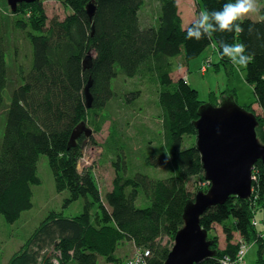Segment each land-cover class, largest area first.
<instances>
[{
	"label": "trees",
	"instance_id": "1",
	"mask_svg": "<svg viewBox=\"0 0 264 264\" xmlns=\"http://www.w3.org/2000/svg\"><path fill=\"white\" fill-rule=\"evenodd\" d=\"M226 2L234 0H201L208 11L219 10ZM64 4L69 13L60 20L48 19L40 0L19 4L15 13L2 0L7 9L0 10V30L5 31L13 17L15 28L27 32L32 60L27 71L17 67L12 73L6 62L8 43L0 33V215L14 223L31 209L32 186L41 183L37 175L41 155L48 159L57 193H68L63 206L83 199V209L73 216L51 212L7 264H97L100 258L105 264H124L127 258L116 251L125 243L148 251L147 264H164L183 225L185 205L209 187L194 126L204 102L183 75L176 81L171 75L210 46L229 62L221 58V41L245 44L252 59L243 67L244 78L253 93L246 110L255 103L262 111L256 134L264 144V6L260 20L239 21L242 34L216 32L196 41L186 39V29L196 19L183 27L177 0H64ZM88 4L95 8L92 18L86 12ZM142 14L150 25L144 24ZM89 54L93 56L84 68ZM11 74L20 78L13 88ZM90 80L92 105L87 109L84 90ZM115 80L123 91L113 88ZM142 84L153 97L159 127L152 133L149 154L141 156L149 166L166 169L164 177L137 170L133 165L137 151L132 147L136 139L124 131L129 127L123 119L126 112L140 111L135 107L143 96ZM8 87L12 90L7 103ZM106 123L105 145L83 133L69 147L77 127L83 124L93 135ZM94 146L102 149L114 170L104 195L93 168H78L84 151ZM252 177L249 199L231 196L200 217L215 254L198 264H236L241 246L250 244L258 248L256 264H264L262 162L254 165ZM254 221L259 225L253 226Z\"/></svg>",
	"mask_w": 264,
	"mask_h": 264
},
{
	"label": "rangeland",
	"instance_id": "2",
	"mask_svg": "<svg viewBox=\"0 0 264 264\" xmlns=\"http://www.w3.org/2000/svg\"><path fill=\"white\" fill-rule=\"evenodd\" d=\"M40 1L44 6L48 19L57 17L62 20L69 13V10L64 4V0ZM177 2L183 27H187L191 21L197 19L199 11L203 10L201 0H177ZM256 2L259 11L249 15L246 17L247 19L258 21L262 18L260 9L264 6V0H256ZM7 8L10 11L8 6ZM7 8L2 5V0H0V10H6ZM141 19L144 21L145 25L151 24V21H149V18L146 17L145 14H142ZM6 27L5 31L0 30V33L8 43L6 62L9 66V70L11 69L13 73L17 67H23L27 71L32 60V51L28 42L27 32L15 28L13 17H10V23L6 25ZM92 56L93 54H91V57ZM203 66L206 67L205 72L201 70ZM182 75L191 87L196 89L198 99L204 103L211 104L210 102H216L220 104L224 98L233 96L236 104L246 109L253 101L252 88L245 82V72L243 68L237 70L231 61H222L213 46L207 48L199 57L184 64V67L181 68V70L175 71L171 75V78L173 81H176L181 78ZM17 80L20 82V78L18 79L17 75H10V84H12V88ZM130 82L131 81L126 82L127 88ZM112 86L116 91H123V89H120L123 85L118 86L117 80L113 82ZM139 87L143 92V96L140 98V102H138L135 108L140 111L134 113L129 110L123 117L124 120H127L129 125L128 128L126 127L124 129L125 135L130 138L135 137L136 139L133 140L134 145L132 146L133 151H137L136 156L133 158V165L144 174L146 173L155 178L164 177L167 176V173L162 176L166 169L153 168L142 160L141 155L149 154V147L154 145L153 140H151L152 133L158 130L159 122L156 118L154 119L156 107L153 103V97L150 95V92L146 90L144 84L139 85ZM12 88L8 87L5 92V101L7 103L9 102ZM113 105L116 107L115 104ZM247 111L251 112L256 119L258 117L263 118L262 111L255 103H253ZM120 114L119 112L116 117H121ZM108 126V123L104 124L99 133L91 135L97 145L103 143L105 145L108 135ZM145 147L147 149H145ZM141 148L142 150H140ZM102 152V149L96 146L87 148L84 151L85 155L80 161L78 168L79 170L93 168L95 179L102 195H104L105 192L111 188L114 170L109 158ZM37 175L41 183L38 186H32L31 209L23 212L20 218L14 223H7L0 215V264L8 263L12 255L20 250L33 231L51 212H62L65 216H73L82 212L83 199H79L67 207L63 206V201L68 197V193H57L48 159L44 155L39 157ZM192 183L193 181H191L190 184L192 185ZM260 229L264 236V229ZM217 234L221 237L219 228H217ZM126 251L131 254L134 250L132 246L122 244L118 247L116 255L118 257H123ZM257 251L258 248L256 244L248 245L243 258L244 264H256ZM97 264L105 263L104 260L100 258Z\"/></svg>",
	"mask_w": 264,
	"mask_h": 264
},
{
	"label": "water",
	"instance_id": "3",
	"mask_svg": "<svg viewBox=\"0 0 264 264\" xmlns=\"http://www.w3.org/2000/svg\"><path fill=\"white\" fill-rule=\"evenodd\" d=\"M36 0H6L12 13L21 3ZM89 18L95 13L92 4L86 6ZM91 59L89 54L83 61L84 68ZM91 80L84 94L87 109L91 108ZM196 148L208 184L206 191H199L184 207L183 225L176 233L170 252L164 264H198L215 254L212 243L207 239V231L200 226V217L211 207L224 204L229 197L247 200L252 195V172L260 161L264 165V144L256 134V117L239 107L233 96L224 98L218 106L204 103L198 110ZM86 137L92 132L83 124L77 127L70 139L69 147L76 144L81 134ZM83 147V146H82Z\"/></svg>",
	"mask_w": 264,
	"mask_h": 264
},
{
	"label": "clouds",
	"instance_id": "4",
	"mask_svg": "<svg viewBox=\"0 0 264 264\" xmlns=\"http://www.w3.org/2000/svg\"><path fill=\"white\" fill-rule=\"evenodd\" d=\"M259 11L256 0H234L226 2L219 10H201L197 19L186 29V39L199 41L203 38H211L213 33L234 32L242 34L244 28L239 21H242L251 14ZM253 29L249 28V33ZM221 58L227 57L239 70L247 67L252 59L246 54V45L243 43L228 44L220 42Z\"/></svg>",
	"mask_w": 264,
	"mask_h": 264
},
{
	"label": "built area",
	"instance_id": "5",
	"mask_svg": "<svg viewBox=\"0 0 264 264\" xmlns=\"http://www.w3.org/2000/svg\"><path fill=\"white\" fill-rule=\"evenodd\" d=\"M202 72L206 71V67L203 66L202 67ZM259 223L257 221L253 222V226H258ZM264 228V227H263ZM247 251V247L246 246H241L238 255H237V263L236 264H244L243 262V258L244 255ZM149 256V252L147 251H142V250H137L135 249L134 254H132L129 258H127L124 262V264H147V262L145 261V257ZM55 264H57L55 262Z\"/></svg>",
	"mask_w": 264,
	"mask_h": 264
},
{
	"label": "crops",
	"instance_id": "6",
	"mask_svg": "<svg viewBox=\"0 0 264 264\" xmlns=\"http://www.w3.org/2000/svg\"><path fill=\"white\" fill-rule=\"evenodd\" d=\"M214 50L216 51L215 48H214ZM125 244L132 246V247H133V250L135 251V248H134V246H133L132 243H125ZM134 251H132L131 254H129V253L126 251V253H125V255L123 256V258H124V259L128 258L129 256H131V255L133 254Z\"/></svg>",
	"mask_w": 264,
	"mask_h": 264
}]
</instances>
